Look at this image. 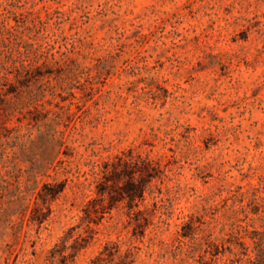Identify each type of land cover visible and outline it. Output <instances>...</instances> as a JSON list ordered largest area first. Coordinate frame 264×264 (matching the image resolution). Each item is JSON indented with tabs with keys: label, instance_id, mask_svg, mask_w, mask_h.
<instances>
[{
	"label": "rangeland",
	"instance_id": "374dc122",
	"mask_svg": "<svg viewBox=\"0 0 264 264\" xmlns=\"http://www.w3.org/2000/svg\"><path fill=\"white\" fill-rule=\"evenodd\" d=\"M136 155L143 234L127 200L86 217ZM263 255L264 0H0V264Z\"/></svg>",
	"mask_w": 264,
	"mask_h": 264
},
{
	"label": "trees",
	"instance_id": "16d2710c",
	"mask_svg": "<svg viewBox=\"0 0 264 264\" xmlns=\"http://www.w3.org/2000/svg\"><path fill=\"white\" fill-rule=\"evenodd\" d=\"M160 174L158 163L146 157L139 155L130 156L128 159L115 157L113 161L105 163L102 167L100 178L95 186L96 197L89 200L83 209L86 217L95 214L103 218L104 214L116 208L118 203L127 200L130 204L126 207L125 215L129 222H134L135 228L142 229L139 232L143 234V228L148 225V221L135 201L144 199L147 183L158 178ZM188 234L183 233L182 236L186 237ZM260 257L262 259V256L258 254L257 258ZM62 259V264H65V257L63 256Z\"/></svg>",
	"mask_w": 264,
	"mask_h": 264
}]
</instances>
